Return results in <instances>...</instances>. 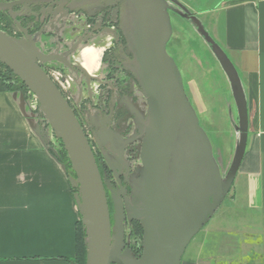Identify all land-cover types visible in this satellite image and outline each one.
Instances as JSON below:
<instances>
[{"label":"water","instance_id":"obj_1","mask_svg":"<svg viewBox=\"0 0 264 264\" xmlns=\"http://www.w3.org/2000/svg\"><path fill=\"white\" fill-rule=\"evenodd\" d=\"M126 2L131 14L126 38L134 56L133 76L140 84L147 110L139 129L140 166L132 177V196L123 206L120 201L114 202L113 227L104 183L89 140L69 102L42 65L63 64L72 75L86 79L89 89L95 77L78 64L70 63L68 54L63 60V55L57 52L46 53L38 33L31 36L25 32L23 38H16L0 29V63L37 100L35 115L27 109L22 94L12 92L28 127L67 174L50 145V135L62 143L74 173V176L68 174L67 179L84 231V264H180L188 243L228 195L241 165L248 131L245 93L241 78L225 51L199 27V33L229 81L236 106L235 130L239 137L231 165L222 177L210 140L184 93L178 68L165 50L171 34L166 3L163 0ZM8 5L11 6L1 3L0 10H6ZM78 8L74 9L84 11L83 6ZM125 219L141 226L139 258L125 246L122 238L121 222Z\"/></svg>","mask_w":264,"mask_h":264},{"label":"crops","instance_id":"obj_2","mask_svg":"<svg viewBox=\"0 0 264 264\" xmlns=\"http://www.w3.org/2000/svg\"><path fill=\"white\" fill-rule=\"evenodd\" d=\"M213 7L214 34L242 80L247 140L228 198L180 264H264V0ZM12 92L0 83V264H74L79 213L68 172L28 127Z\"/></svg>","mask_w":264,"mask_h":264},{"label":"flooded vegetation","instance_id":"obj_3","mask_svg":"<svg viewBox=\"0 0 264 264\" xmlns=\"http://www.w3.org/2000/svg\"><path fill=\"white\" fill-rule=\"evenodd\" d=\"M1 3L11 4L0 10L2 31L16 38H23L25 32L31 36L38 33L46 53L57 52L63 60L68 54L67 60L72 64L76 63L74 57L81 46L109 39L98 71L91 74L95 78L90 81V90L86 79L72 75L59 62L43 64L42 68L52 65L49 69L61 70L71 86L83 87L78 93L72 90L75 95L70 96L69 105L85 135L88 132L93 140L91 149L104 183L113 227L114 202L120 201L123 206L132 196V177L140 163L139 129L147 110L140 84L133 76L134 56L126 38L131 19L129 6L126 0H0ZM166 4L170 18V12L178 10L171 2ZM79 6H83V12L74 9ZM121 224L122 238L130 249L127 240L134 227L138 231L137 222L128 223L125 219Z\"/></svg>","mask_w":264,"mask_h":264},{"label":"rangeland","instance_id":"obj_4","mask_svg":"<svg viewBox=\"0 0 264 264\" xmlns=\"http://www.w3.org/2000/svg\"><path fill=\"white\" fill-rule=\"evenodd\" d=\"M163 1L165 3L171 2L178 10V12H170L171 34L165 50L178 68L184 93L196 113L200 126L210 140L215 161L219 165L221 176L224 177L231 165L235 152L234 148L239 137L235 130L238 125L236 106H234L228 79L223 74L220 65L210 50V46H208L198 31L199 27L202 28L205 35L210 36L221 48L220 39L219 37L217 39L214 34L212 22L214 18L212 10L215 9L213 6L219 0ZM220 1L222 2V0ZM180 13L187 16L184 18ZM190 18H194L192 19L193 22ZM40 38L43 41L42 37ZM49 67H52V65H48L44 69L47 74L49 73ZM0 71L16 88V91L13 92L21 93L26 101L27 109L36 115L37 106L34 105L35 98L33 99L32 93L19 81L12 71H6L1 67ZM59 89L64 98H69L71 95H75L77 91H80L76 86H70L68 93L61 87ZM73 89H76L75 93H73ZM70 99L72 98L67 99V102L72 104ZM86 137L89 143L93 142L88 132ZM49 141L58 158L60 160L64 159L63 154L65 152L61 141L53 134L50 135ZM92 146L94 149V143ZM138 161H140L139 158ZM139 166L140 163L139 165L137 164L138 170ZM229 194L230 191L225 198H228ZM140 227V224L137 223L138 231L134 230V227L129 240H127L128 243L130 241L129 250L136 258H139L142 254V233L141 230L139 231Z\"/></svg>","mask_w":264,"mask_h":264},{"label":"bare ground","instance_id":"obj_5","mask_svg":"<svg viewBox=\"0 0 264 264\" xmlns=\"http://www.w3.org/2000/svg\"><path fill=\"white\" fill-rule=\"evenodd\" d=\"M58 6H59V4H58ZM58 12H59V10H58ZM55 16H56V14H55ZM56 20H57V18H56ZM108 43H109V39L107 37L104 41H100L98 43L95 42V44L94 43H86L85 45L80 47L79 51L77 52V55L74 57L75 62L82 69H84L87 73L94 75L96 73V71H98V69H99L98 65H99L100 59L103 55L102 53H103L104 49L106 48V46L108 45ZM102 66H104V65H102ZM93 89H94V87L92 86V90ZM88 90H90V89H88Z\"/></svg>","mask_w":264,"mask_h":264},{"label":"trees","instance_id":"obj_6","mask_svg":"<svg viewBox=\"0 0 264 264\" xmlns=\"http://www.w3.org/2000/svg\"><path fill=\"white\" fill-rule=\"evenodd\" d=\"M0 67L5 69L6 71H9L4 65L0 64ZM0 83L3 85L4 89L8 92L10 91H16V88H14V85L9 82V80L3 75V73L0 71ZM64 159H61L60 161L64 164L65 169H67L68 174H71L74 176V173L70 169L69 161L67 158V155L64 153ZM84 237V231L82 228V225L80 224V220H77L76 222V245H75V257H74V264H84L85 263V246L83 242Z\"/></svg>","mask_w":264,"mask_h":264},{"label":"built area","instance_id":"obj_7","mask_svg":"<svg viewBox=\"0 0 264 264\" xmlns=\"http://www.w3.org/2000/svg\"><path fill=\"white\" fill-rule=\"evenodd\" d=\"M49 78L51 79L52 83L56 84V86L61 87V89H63L64 91L66 90L67 93L69 92L68 89L71 86L70 83V79L68 77H65L61 70L57 69V68H53V69H49V73H48ZM58 87V89H59ZM60 90V89H59ZM61 92V91H60ZM62 93V92H61ZM63 95V94H62ZM33 96V95H32ZM64 97V96H63ZM34 99V96H33ZM66 100L68 98H65ZM34 105L37 106V100L34 99Z\"/></svg>","mask_w":264,"mask_h":264}]
</instances>
